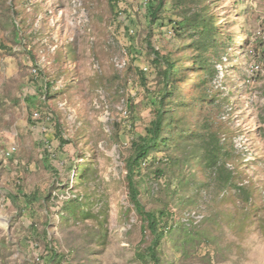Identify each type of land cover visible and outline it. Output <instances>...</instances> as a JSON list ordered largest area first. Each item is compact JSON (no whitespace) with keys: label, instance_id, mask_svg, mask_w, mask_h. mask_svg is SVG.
I'll return each mask as SVG.
<instances>
[{"label":"rangeland","instance_id":"374dc122","mask_svg":"<svg viewBox=\"0 0 264 264\" xmlns=\"http://www.w3.org/2000/svg\"><path fill=\"white\" fill-rule=\"evenodd\" d=\"M154 1L0 0V264H142L125 159L160 96L136 177L160 264H264V0H165L151 22Z\"/></svg>","mask_w":264,"mask_h":264},{"label":"trees","instance_id":"16d2710c","mask_svg":"<svg viewBox=\"0 0 264 264\" xmlns=\"http://www.w3.org/2000/svg\"><path fill=\"white\" fill-rule=\"evenodd\" d=\"M165 4V0H156L155 3H149L147 7V17L151 22L159 18V13L165 10ZM187 23L189 26V21ZM207 25L208 21L199 17L193 24H191L192 28L198 31L199 38L197 43L200 41L201 49H205L208 46ZM153 53L157 60L163 59V57H161L155 50H153ZM165 66L166 68L162 72V77L165 80V85L167 87L169 80L171 79L173 73L177 70V67L168 59L165 60ZM140 77L142 78V73ZM166 93L167 88L164 89V95ZM164 97L165 96H160L156 98L158 100L159 107L155 109L153 118L145 127V134L143 136L139 135L131 141L130 154L125 159L126 181L130 202L132 203L135 212L143 221L145 230H147L152 236L150 244L145 248L144 251H136V259L142 264H147L148 258L153 264H160L158 248L162 239L164 238V232L159 226V222L163 219L164 213L162 211L154 212L146 210L140 199V192L136 178L140 173L142 165L149 156L151 150L166 142V139L162 138L165 119L163 108L160 106L163 105ZM57 128L59 129V127ZM56 138L59 141V147H63L68 143V141L63 139L61 136V132L57 133ZM203 150L206 166L209 168L213 167L221 169V166L218 165L222 150L218 141L215 140L211 143H205ZM54 258L55 253H52V259Z\"/></svg>","mask_w":264,"mask_h":264},{"label":"built area","instance_id":"2783aa9c","mask_svg":"<svg viewBox=\"0 0 264 264\" xmlns=\"http://www.w3.org/2000/svg\"><path fill=\"white\" fill-rule=\"evenodd\" d=\"M35 116H37V114H35ZM15 150H16L15 146H10L9 148L6 149V152L4 153V156L6 158H11L13 156ZM60 264H65V262L62 261Z\"/></svg>","mask_w":264,"mask_h":264}]
</instances>
